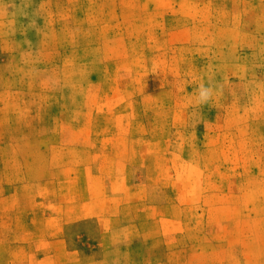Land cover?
I'll list each match as a JSON object with an SVG mask.
<instances>
[{
    "label": "rangeland",
    "instance_id": "1",
    "mask_svg": "<svg viewBox=\"0 0 264 264\" xmlns=\"http://www.w3.org/2000/svg\"><path fill=\"white\" fill-rule=\"evenodd\" d=\"M0 264H264V0H0Z\"/></svg>",
    "mask_w": 264,
    "mask_h": 264
},
{
    "label": "clouds",
    "instance_id": "2",
    "mask_svg": "<svg viewBox=\"0 0 264 264\" xmlns=\"http://www.w3.org/2000/svg\"><path fill=\"white\" fill-rule=\"evenodd\" d=\"M213 95V89L209 86L206 87L204 84H201L198 89L197 102L198 103H207Z\"/></svg>",
    "mask_w": 264,
    "mask_h": 264
}]
</instances>
